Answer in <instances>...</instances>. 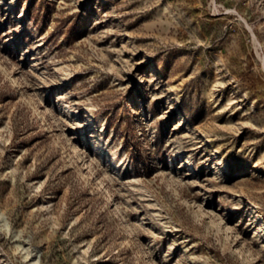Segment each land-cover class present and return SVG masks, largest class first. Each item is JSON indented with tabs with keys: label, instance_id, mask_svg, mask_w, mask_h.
Returning a JSON list of instances; mask_svg holds the SVG:
<instances>
[{
	"label": "rangeland",
	"instance_id": "rangeland-1",
	"mask_svg": "<svg viewBox=\"0 0 264 264\" xmlns=\"http://www.w3.org/2000/svg\"><path fill=\"white\" fill-rule=\"evenodd\" d=\"M264 0H0V264H264Z\"/></svg>",
	"mask_w": 264,
	"mask_h": 264
},
{
	"label": "bare ground",
	"instance_id": "bare-ground-1",
	"mask_svg": "<svg viewBox=\"0 0 264 264\" xmlns=\"http://www.w3.org/2000/svg\"><path fill=\"white\" fill-rule=\"evenodd\" d=\"M260 230L264 232V221L261 223Z\"/></svg>",
	"mask_w": 264,
	"mask_h": 264
}]
</instances>
